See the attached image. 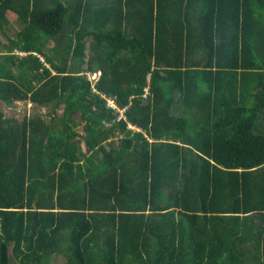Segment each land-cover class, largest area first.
<instances>
[{
	"label": "trees",
	"instance_id": "16d2710c",
	"mask_svg": "<svg viewBox=\"0 0 264 264\" xmlns=\"http://www.w3.org/2000/svg\"><path fill=\"white\" fill-rule=\"evenodd\" d=\"M8 11L0 101L35 110H0V264H264V0Z\"/></svg>",
	"mask_w": 264,
	"mask_h": 264
},
{
	"label": "rangeland",
	"instance_id": "374dc122",
	"mask_svg": "<svg viewBox=\"0 0 264 264\" xmlns=\"http://www.w3.org/2000/svg\"><path fill=\"white\" fill-rule=\"evenodd\" d=\"M7 22H3V26L0 27V47L4 48L6 44H9L13 39L17 38V32L22 29L23 22L17 14L8 11ZM52 44V43H51ZM89 57V56H88ZM87 57V58H88ZM73 62V59H72ZM0 110L6 114H15L19 119H22L25 114H31L35 108L26 102H16L15 104H7L0 101ZM42 110V109H41ZM11 259L14 264L17 262L12 254V248L10 247ZM66 257L61 253H55L52 256L51 264H64Z\"/></svg>",
	"mask_w": 264,
	"mask_h": 264
},
{
	"label": "built area",
	"instance_id": "2783aa9c",
	"mask_svg": "<svg viewBox=\"0 0 264 264\" xmlns=\"http://www.w3.org/2000/svg\"><path fill=\"white\" fill-rule=\"evenodd\" d=\"M18 53L20 54H24L26 52L24 51H18ZM40 58L42 59V61H44L43 57L40 55ZM87 75L92 78V79H97L100 75V72H94V73H91V72H87ZM146 90V93L148 92V88L145 89ZM146 95V94H145ZM103 96L107 99V105L110 106L111 108H113L115 110L116 113H118V119H122V118H126V111L128 109L127 106H120L116 100L114 98H111V97H107V95L103 94ZM129 127L130 128H133V129H139L137 128L134 124L132 123H129Z\"/></svg>",
	"mask_w": 264,
	"mask_h": 264
},
{
	"label": "crops",
	"instance_id": "0c3cea01",
	"mask_svg": "<svg viewBox=\"0 0 264 264\" xmlns=\"http://www.w3.org/2000/svg\"><path fill=\"white\" fill-rule=\"evenodd\" d=\"M79 130L81 131L82 130V127H79ZM81 146H82V149L83 150H86V147H85V143L84 142H81Z\"/></svg>",
	"mask_w": 264,
	"mask_h": 264
}]
</instances>
